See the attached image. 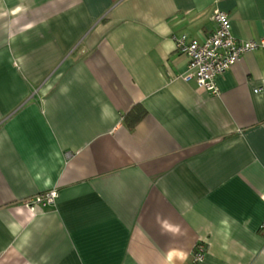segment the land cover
<instances>
[{"label": "crops", "instance_id": "0c3cea01", "mask_svg": "<svg viewBox=\"0 0 264 264\" xmlns=\"http://www.w3.org/2000/svg\"><path fill=\"white\" fill-rule=\"evenodd\" d=\"M17 4L34 27L0 28V264H165L169 249L186 253L174 264H264V51L212 94L184 78L174 39L204 41L218 9L237 40H264V0L0 10ZM135 105L146 115L128 129ZM49 190L54 204L24 205ZM157 213L183 234H161Z\"/></svg>", "mask_w": 264, "mask_h": 264}, {"label": "built area", "instance_id": "2783aa9c", "mask_svg": "<svg viewBox=\"0 0 264 264\" xmlns=\"http://www.w3.org/2000/svg\"><path fill=\"white\" fill-rule=\"evenodd\" d=\"M212 20L213 31L202 42L188 39L185 35L175 39L176 50L188 58V67L184 78H193L197 86L212 94L217 93L215 78L229 69L242 54L260 49L264 51V40H237L232 32L228 15L221 10H214ZM56 190H49L26 200L28 208L54 204ZM264 229V224L260 226ZM204 250L196 245L193 258L201 261Z\"/></svg>", "mask_w": 264, "mask_h": 264}, {"label": "clouds", "instance_id": "9594fccd", "mask_svg": "<svg viewBox=\"0 0 264 264\" xmlns=\"http://www.w3.org/2000/svg\"><path fill=\"white\" fill-rule=\"evenodd\" d=\"M26 12L27 8L22 4H17L13 9H10L8 11L0 10V20L4 21L3 24H0V28L4 29L7 32L9 39H15V33L11 31V28L15 25H21V20L19 17L22 13ZM33 27L34 24L32 22L21 25L22 30L25 31L30 30ZM16 211L20 216H23L26 221L31 222V220H29V216L32 215L31 210L28 214H25L23 209H17ZM156 222L160 226L161 234H170L172 236L183 234L180 224L173 223L167 218H162L159 213L156 214ZM185 258V252L177 249H169L164 256V262L165 264H174V260L178 259L183 261Z\"/></svg>", "mask_w": 264, "mask_h": 264}, {"label": "trees", "instance_id": "16d2710c", "mask_svg": "<svg viewBox=\"0 0 264 264\" xmlns=\"http://www.w3.org/2000/svg\"><path fill=\"white\" fill-rule=\"evenodd\" d=\"M145 115L144 108L141 105H135L123 115V121L128 129H132Z\"/></svg>", "mask_w": 264, "mask_h": 264}]
</instances>
